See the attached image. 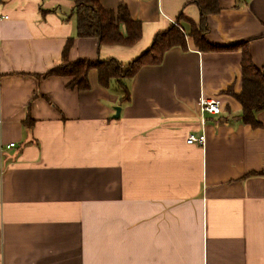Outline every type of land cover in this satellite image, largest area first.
Returning <instances> with one entry per match:
<instances>
[{"label": "crops", "instance_id": "obj_1", "mask_svg": "<svg viewBox=\"0 0 264 264\" xmlns=\"http://www.w3.org/2000/svg\"><path fill=\"white\" fill-rule=\"evenodd\" d=\"M190 1L102 0L142 22L125 48L79 38L71 0H1L0 264H264V110L258 128L244 124L226 93L242 92L241 52H202L188 37L127 80V101L96 70L83 92L46 77L69 39L72 62L131 63L181 15L199 24ZM219 5L208 40L248 42L263 69L264 0ZM204 98L221 113L200 114Z\"/></svg>", "mask_w": 264, "mask_h": 264}, {"label": "trees", "instance_id": "obj_2", "mask_svg": "<svg viewBox=\"0 0 264 264\" xmlns=\"http://www.w3.org/2000/svg\"><path fill=\"white\" fill-rule=\"evenodd\" d=\"M73 2L72 16L77 20L79 38H93L98 40L101 46H122L135 47L143 36V25L135 21L129 13L126 5H120L116 10H107L102 5V0H71ZM201 12L199 24H195L185 16L181 15L175 24H172L167 31L155 35L150 49L129 64L123 65L116 58L108 60H79L72 62L68 59L69 52L73 46L72 39H69L63 53L62 63L49 71L46 77L60 76L70 78L68 88L83 92L90 91V72L96 70L99 74V84L102 87L110 88L113 81L124 91L122 101L130 98V91L126 87L129 79L136 77L144 66L161 65L165 55L173 48L180 47L184 50L188 47V37L195 42V46L202 52H229L238 51L243 55L242 61V92L235 94L232 89L229 95L242 106L241 120L244 124L258 128L259 123L256 115L264 110V68L257 69L249 54L248 42L222 46L213 44L208 40L210 31L208 26L209 17L220 12L219 0H191ZM184 21L190 27L188 31L183 27ZM125 28V33L123 31Z\"/></svg>", "mask_w": 264, "mask_h": 264}, {"label": "built area", "instance_id": "obj_3", "mask_svg": "<svg viewBox=\"0 0 264 264\" xmlns=\"http://www.w3.org/2000/svg\"><path fill=\"white\" fill-rule=\"evenodd\" d=\"M0 3L1 0H0ZM5 19H8L9 17L5 16ZM222 110V101L220 99H206L204 98L201 101V108H200V114L203 116L205 115H212L216 116L221 113ZM188 143L189 144H194V143H200V144H205V135H201V137H196L195 135H191L188 138ZM15 144L12 143V145L9 146V148H12Z\"/></svg>", "mask_w": 264, "mask_h": 264}, {"label": "water", "instance_id": "obj_4", "mask_svg": "<svg viewBox=\"0 0 264 264\" xmlns=\"http://www.w3.org/2000/svg\"><path fill=\"white\" fill-rule=\"evenodd\" d=\"M120 113H121V108L120 107H117L116 108V114H115V116L117 117V118H119L120 116Z\"/></svg>", "mask_w": 264, "mask_h": 264}]
</instances>
